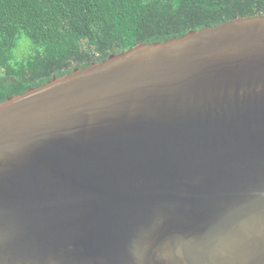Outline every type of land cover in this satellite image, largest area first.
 I'll list each match as a JSON object with an SVG mask.
<instances>
[{
	"label": "water",
	"instance_id": "95a60500",
	"mask_svg": "<svg viewBox=\"0 0 264 264\" xmlns=\"http://www.w3.org/2000/svg\"><path fill=\"white\" fill-rule=\"evenodd\" d=\"M0 264H264V16L0 102Z\"/></svg>",
	"mask_w": 264,
	"mask_h": 264
},
{
	"label": "trees",
	"instance_id": "16d2710c",
	"mask_svg": "<svg viewBox=\"0 0 264 264\" xmlns=\"http://www.w3.org/2000/svg\"><path fill=\"white\" fill-rule=\"evenodd\" d=\"M260 15L264 0H0V102L139 44Z\"/></svg>",
	"mask_w": 264,
	"mask_h": 264
},
{
	"label": "rangeland",
	"instance_id": "374dc122",
	"mask_svg": "<svg viewBox=\"0 0 264 264\" xmlns=\"http://www.w3.org/2000/svg\"><path fill=\"white\" fill-rule=\"evenodd\" d=\"M24 42H26L27 45L29 44V42L26 41L25 39H22V40L20 41V43H24ZM25 47H26V46L22 47V49L25 48ZM26 50H27V49H26ZM26 50H25V51H26ZM25 51H23V52H25ZM17 52H18V51H16L15 54H17ZM23 52H22V53H23Z\"/></svg>",
	"mask_w": 264,
	"mask_h": 264
}]
</instances>
